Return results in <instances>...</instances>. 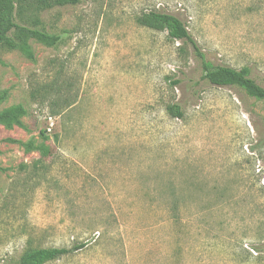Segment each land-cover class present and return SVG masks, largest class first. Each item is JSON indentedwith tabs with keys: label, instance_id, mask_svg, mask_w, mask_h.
Wrapping results in <instances>:
<instances>
[{
	"label": "rangeland",
	"instance_id": "374dc122",
	"mask_svg": "<svg viewBox=\"0 0 264 264\" xmlns=\"http://www.w3.org/2000/svg\"><path fill=\"white\" fill-rule=\"evenodd\" d=\"M149 13L264 89V0L21 2L59 40L0 46V112H26L0 124V264L78 244L46 264H264V102L209 85Z\"/></svg>",
	"mask_w": 264,
	"mask_h": 264
},
{
	"label": "trees",
	"instance_id": "16d2710c",
	"mask_svg": "<svg viewBox=\"0 0 264 264\" xmlns=\"http://www.w3.org/2000/svg\"><path fill=\"white\" fill-rule=\"evenodd\" d=\"M25 0H0V46L5 49L18 51L29 60H33L29 41L33 40L48 47L55 46L59 40L58 36L50 35L44 30L28 28L19 25L15 21V10ZM77 0H34L35 8L38 11L48 9L54 5L63 6L68 3H75ZM149 23L148 27H159L167 33V36L174 41L188 44L195 55L201 60L202 78L209 85L222 88H237L247 96L264 102V89L255 83L250 77L246 68L235 70L226 66H213L204 61L203 56L189 35L185 24L175 16L165 13H149L145 16ZM152 27V28H153ZM174 116L181 119L183 114L178 105L171 107ZM26 114L21 106L11 107L0 112V124L5 126L19 125V119ZM26 151H37L42 158L49 155V151L43 146H34L32 143L25 145ZM85 247V244H78L71 249H38L25 253L20 264H46L56 261L63 256L77 252Z\"/></svg>",
	"mask_w": 264,
	"mask_h": 264
}]
</instances>
